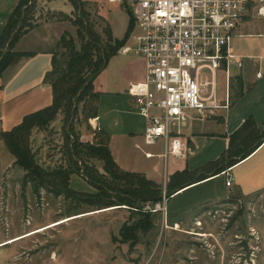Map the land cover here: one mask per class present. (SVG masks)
Listing matches in <instances>:
<instances>
[{
    "label": "rangeland",
    "instance_id": "obj_1",
    "mask_svg": "<svg viewBox=\"0 0 264 264\" xmlns=\"http://www.w3.org/2000/svg\"><path fill=\"white\" fill-rule=\"evenodd\" d=\"M65 1L25 0L6 22L0 38L1 64L12 52L15 42L12 45L10 41L20 24L32 27L51 20L67 22L70 26L56 48L53 73L49 77L59 96L55 113L48 111L29 119L27 123L30 121L32 126L28 132L23 129L12 136L16 139L14 149L40 181V186L35 193L31 192L29 184L22 186L24 172L17 165L11 164L2 172L0 244L59 220L96 214L72 219L0 246V264H264V189L248 197L229 192L219 201L194 208L182 224H167L161 212L150 213L146 232L138 234V243L128 249L119 230L126 223L123 229L129 232L128 226L139 218L129 206L141 207L143 201L139 202L132 194L125 196L124 190L130 187L138 191L144 187L149 192L147 199H152L150 196L155 189L160 196L164 195L165 184L150 186L140 181L139 175H123L112 168L106 174L102 169L103 163L98 157L102 146L99 144L107 145V142L95 127L89 126L88 123L92 125L93 122H88L86 115L93 102L87 96L81 98V95L82 92L88 93L84 87L92 70L99 68L104 55L115 48V44L112 38L107 39L108 34L111 37L110 31L94 5L82 1L73 9L67 2L66 9ZM129 15L126 5H120L117 13L109 14L115 34L123 42L138 33L135 28L128 33L131 26ZM247 19L249 31L264 27L262 18ZM72 50L87 53L79 75L80 81H85L81 85L73 78L76 66L72 62L69 69L66 66L73 59H69ZM208 78L207 72L201 71L198 82ZM102 79L104 75H101ZM215 83L221 91V69L216 70ZM204 90L209 92V87ZM114 146L121 166H133L134 161L142 156L139 153L142 149L134 145L135 150L131 143L123 146L118 142ZM157 149L159 146L143 150L154 155ZM153 161L147 163L150 165ZM66 170L70 172L67 180L61 172ZM88 178L93 183L88 182ZM187 197L189 195L168 201L169 210L170 207L176 212L184 209L182 206ZM101 200L111 201L113 210L101 213L105 208L96 207ZM178 202L181 206L176 210Z\"/></svg>",
    "mask_w": 264,
    "mask_h": 264
},
{
    "label": "crops",
    "instance_id": "obj_2",
    "mask_svg": "<svg viewBox=\"0 0 264 264\" xmlns=\"http://www.w3.org/2000/svg\"><path fill=\"white\" fill-rule=\"evenodd\" d=\"M19 1L0 0V35ZM81 1L94 5L108 26L111 38L121 40L115 34L109 19V14L117 13L119 6L111 5L106 0ZM65 3L67 9L69 4ZM248 20L238 26L237 36L229 44V51L238 58L241 66L238 69L231 68L232 76L227 87L223 80L222 90H218L215 83L216 71L207 73L208 80L199 82L206 83L202 92L206 103L213 96L222 106L227 94V107L205 110L199 115L188 113L186 121L179 128L180 138L186 148L183 158H168L162 165L158 157L162 152L161 142L153 146L142 144L140 135L145 123L135 113L132 102L124 94L128 84L136 83L142 78L143 63L138 57L131 54L111 55L92 82L93 92L97 95L96 116L89 120L106 135L107 149L119 171L142 175L156 184L164 185L175 173L186 171L192 176L198 174L200 168L215 161L220 155H225L230 144L241 154L246 153L243 159L234 156L238 162L228 169V174L232 177L230 187H224L223 177L216 175L198 182L190 181L182 190H173L167 198L164 211V222L167 224H182L194 208L207 202L219 201L229 192L248 197L264 189V27L249 31ZM133 28L131 21L128 33ZM69 29L67 22L42 21L34 24L15 41L12 52L26 53L28 56L14 58L0 73V133L17 126L24 116L50 105L51 87L46 75L51 69V59L56 53L57 43ZM127 44H132L129 37ZM101 75H104L102 80ZM205 87H209V92H205ZM79 135L81 138V133ZM118 142L123 146L131 143L133 148L136 144L142 149V153L151 154L149 150L143 149L155 146H159V150H155L156 154H151V158H145L139 152L142 156L134 161V165L125 167L120 165L115 153L114 144ZM151 159L154 161L149 165L147 161ZM13 162V156L0 138V175ZM185 195L189 197L182 206L184 209L176 212L170 207L169 210L168 201L173 202ZM180 206L178 202L176 210ZM5 241L0 246L7 245L4 244Z\"/></svg>",
    "mask_w": 264,
    "mask_h": 264
},
{
    "label": "built area",
    "instance_id": "obj_3",
    "mask_svg": "<svg viewBox=\"0 0 264 264\" xmlns=\"http://www.w3.org/2000/svg\"><path fill=\"white\" fill-rule=\"evenodd\" d=\"M126 5L137 34L124 42L119 55L131 54L143 63L140 81L125 89L135 113L145 123L141 141L153 146L161 141L158 156L162 165L168 158L184 157L185 146L179 128L188 113L201 114L205 110L227 107V94L220 106L213 96L209 103L202 97L203 87L198 76L201 71L213 73L221 69L227 87L231 68H240L238 58L229 51L231 39L238 26L247 18L264 19V0H106ZM219 105V106H218ZM92 120V119H91ZM88 122H91L88 119ZM95 130V124L88 123ZM135 148H139L135 144ZM143 157L152 155L142 153ZM224 187H230L232 177L221 171ZM166 199L144 202L143 213L164 214ZM134 210V209H133ZM197 224V222H196Z\"/></svg>",
    "mask_w": 264,
    "mask_h": 264
},
{
    "label": "trees",
    "instance_id": "obj_4",
    "mask_svg": "<svg viewBox=\"0 0 264 264\" xmlns=\"http://www.w3.org/2000/svg\"><path fill=\"white\" fill-rule=\"evenodd\" d=\"M24 1L25 0H20L19 1L18 6L13 11V13L10 15L9 18H11V16L14 14V12L17 11L21 7V5H22V3ZM67 2L72 6L73 9H76V7L78 5H81L82 1L81 0H67ZM71 23H73V22H71ZM73 24H75V23H73ZM4 27H5V25H4ZM4 27H3V29H4ZM30 28H31L30 25H22V24H20L18 26V28L16 29L15 34L13 35V37H12V39L10 41L12 43V45L17 40V38L19 36H21L22 34L26 33ZM3 29H2V32H3ZM2 32H1L0 38H1L2 34H3ZM107 39L111 40V37L109 36V34L107 35ZM112 41L115 44V48H112L111 49L112 51L110 50V52L108 54L104 55L103 61L100 64L98 69L92 70V73H91V76H90V80L88 81V83L84 87V91H86L88 93L82 92V95H81V98L84 97V96H87V97H89L91 99V102H93L92 108H89L90 110H89L88 114L86 115L87 119L94 118L96 116L95 102H96V99H97V95L93 91H90V90H92V82H93L94 78L97 76V74L104 67V64H105L106 60L108 59V57H110L111 55H114L116 53V50L124 43L123 42L124 40L117 41V40H113L112 39ZM61 42H62V36L59 39V41L57 43V46L60 45ZM55 54L53 55V57L51 59V69L46 75V80L48 81V83L50 84V87H51L52 99H51L50 105H48L47 107H45V108H43V109H41L39 111H36L34 113H31V114H28V115L24 116L17 126L13 127L12 129H10L7 132L0 133V138H1L2 142H3L4 147L8 150V152L14 158V162L12 164L13 165H17L24 172L23 173V177H22V186H24L25 184H29L31 186V192L32 193L36 192L37 187L40 186V183H39L40 181L36 180V178L32 175L31 170H29L28 165L24 161H22V159H20L19 154L17 153V151L13 147L15 142H16V139L14 137H12V136L15 135L17 132L23 130V129H25L28 132V130L32 126L30 121H29V124L27 123L29 119H32V118H35V117H39V116H41L42 114H44V113H46L48 111H51V112L53 111L52 113H55L54 111H56V108H57L56 105H55V102L57 101L59 96H57V94L55 92V85L52 83V81H49V77L53 73L52 68H53V64H54V61H55L54 60ZM86 54L87 53H85V52L81 53L80 51L78 52V51L72 50L69 59H72V58L73 59L70 60L69 63H66V66L68 67V69L71 66V62L74 64V66H76L75 69L73 70V78L75 79V82L78 85H81V84H83L85 82L84 80L80 81L79 75H80L81 70L83 68L82 67L83 66L82 62L85 61ZM24 56H28V54L11 52L10 55L7 57V59L0 64V73L2 72V70L14 58L24 57ZM87 90H89V91H87ZM96 131H97V133L102 134L104 136L106 142H107L106 135L103 133V131L99 127H97ZM94 135H95V133H94ZM66 139H67V137L64 136V140L65 141H66ZM99 145L102 146V149H100V153H99L98 157H100V159H101V161L103 163L102 169L105 171V173L107 174V172H109V168H112L114 170L119 171L116 168L115 164L113 163V161L111 159V156L109 154V151L107 149L106 144L105 145L104 144L103 145L99 144ZM75 146L76 147L78 146L77 143L75 144ZM93 150H95V149H93ZM226 153H227V156L224 157V155H220L215 161L210 162V163L206 164L205 166H203L202 168H200L199 173L196 174V175L192 176L191 174L187 173L186 171H182V172L173 174L168 179V181L166 182L165 186L163 187L164 197L168 198L173 190H176V189H179V188L180 189L184 188L186 185L190 184L189 183L190 181L198 182V181L205 180V179H207L209 177L216 176L217 174H219L224 169H228V168L232 167L233 165H235L238 162V159L236 160L234 158V156L235 157L238 156L239 158L243 159V157L246 154V153H242L241 154L237 150H234V146L232 144H230V146L228 148V151ZM61 172L64 173V175H65L64 178H65V180H67V177L69 176L70 172L67 171V170L66 171H61ZM119 173H122L123 175H129V174L130 175H137V174L125 173V172H122V171H119ZM139 176L141 177L140 181H142L145 184H148L150 186L153 185V184H156L153 181L145 180L143 178L144 176H142V175H139ZM87 180H88V182L93 183V181L91 179L88 178ZM124 191H126V192H123L125 196L128 195V194H132V195L137 197V200L139 202L143 201L142 203L148 202V201L149 202H158V201H160V198H161V196L158 193L159 191H157V189H155L153 191L154 194H152L150 196L152 199H147V197H149L147 195L149 192H148V189L144 188V187L143 188L140 187V189L138 191L132 190L130 187H127ZM144 198H146V199H144ZM112 204L113 203H111V201L101 200V201H99L96 204V207H97V209H101V208L107 209V207L109 208L110 206H113ZM129 204H132V203L129 202ZM119 205H125V204H119ZM129 207L134 209L133 211L136 212V215L139 216V218L132 225L128 226V228H130L129 232H126V230L123 229V228H125L124 225L126 224V223H124L123 227L119 230V235L123 239V241L127 244L128 249H131L139 241L138 240V234H143V233L146 232V226L149 225V222L147 221V215L150 214V213L141 212L140 211V207H135V206H132V205H130Z\"/></svg>",
    "mask_w": 264,
    "mask_h": 264
},
{
    "label": "bare ground",
    "instance_id": "obj_5",
    "mask_svg": "<svg viewBox=\"0 0 264 264\" xmlns=\"http://www.w3.org/2000/svg\"><path fill=\"white\" fill-rule=\"evenodd\" d=\"M110 209H105V210H102L101 211V213H104V212H107V211H110V210H113V209H111V207H109ZM121 208V207H120ZM97 213H99V212H97ZM93 214H96V213H93ZM93 214H83V215H79V216H76V217H71V218H67V219H63V220H59V221H57V222H55V223H51L49 226H47V227H45V228H42V229H38V230H35V231H33V232H31V233H28L27 235H25V236H22V237H19V238H16V239H12V240H10V241H8V242H6V243H4V244H12V243H14V242H16V241H20V240H22V239H25V238H28V237H31V236H34V235H36V234H39V233H41V232H43V231H46V230H49V229H51V228H54V227H58V225H60V224H62V223H65V222H67V221H70V220H72V219H76V218H80V217H85V216H88V215H93ZM26 234V233H25Z\"/></svg>",
    "mask_w": 264,
    "mask_h": 264
},
{
    "label": "water",
    "instance_id": "obj_6",
    "mask_svg": "<svg viewBox=\"0 0 264 264\" xmlns=\"http://www.w3.org/2000/svg\"><path fill=\"white\" fill-rule=\"evenodd\" d=\"M111 207V206H110ZM108 208V207H107Z\"/></svg>",
    "mask_w": 264,
    "mask_h": 264
}]
</instances>
